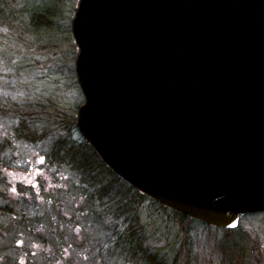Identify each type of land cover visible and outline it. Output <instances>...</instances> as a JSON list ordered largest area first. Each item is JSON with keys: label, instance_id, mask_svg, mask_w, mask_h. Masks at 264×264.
<instances>
[{"label": "water", "instance_id": "1", "mask_svg": "<svg viewBox=\"0 0 264 264\" xmlns=\"http://www.w3.org/2000/svg\"><path fill=\"white\" fill-rule=\"evenodd\" d=\"M77 130L130 186L225 230L264 213V0H79Z\"/></svg>", "mask_w": 264, "mask_h": 264}, {"label": "rangeland", "instance_id": "2", "mask_svg": "<svg viewBox=\"0 0 264 264\" xmlns=\"http://www.w3.org/2000/svg\"><path fill=\"white\" fill-rule=\"evenodd\" d=\"M35 1L26 0V4L33 5ZM48 3L51 6L54 5L58 12V25L69 27L79 0H48ZM18 25L19 23L17 25L14 23L15 30L5 26H1L2 29H0V155L5 157L0 162L2 163L0 171V204L2 206L0 207H12L8 200L10 196L8 198L3 196L4 193H8L6 191L8 189L19 195L20 201L25 203L26 213L31 212V209H34L33 203L37 204L41 201H34L37 198L29 186L33 185L35 180L29 177L28 172L31 168L37 171H49L54 176L49 182L63 187V193L66 195L61 196L60 190H53L55 204H59L58 206L52 204L45 210L48 216L54 219H61L63 215L69 218L74 216L71 219V230L67 231L69 234L108 232L101 223L99 226L96 225L97 221H92L93 213L99 214L100 222H107L108 214H111L113 210L129 217V212H126L131 206V201L127 199L129 189L118 183L116 177L99 167L98 163H96L98 169L93 171L92 177L83 176L66 165L71 160L78 162V165L83 162L82 145H77L76 153L67 156L68 162L61 166L60 164L52 165L48 160L49 150L56 136H51L41 145H32L29 141L17 139L16 131L19 127L17 124L21 122V119L34 117L35 112L39 111H36L38 104L42 103L43 108L48 107L45 111L49 110L52 113L53 122L59 124L65 121L66 124H71L70 118L77 117L78 107L83 102L77 87L75 61L78 48L75 46L73 37L65 33L63 28L51 31L47 29L46 31L51 32L50 34L39 32L38 36L30 37L29 43L25 44L23 43L24 35L19 33ZM36 101L38 104L34 103ZM33 105L35 109L32 108ZM74 129L70 133V141L81 142L82 136L76 127ZM4 164L7 165V170L3 168ZM57 175L64 178L62 182L58 181ZM90 180L91 187H86ZM43 182L46 184L45 181ZM44 183L41 182L45 185ZM65 187H68V190ZM114 188H118L121 194L118 198L111 199L110 192ZM105 191L109 196L104 195ZM70 192L74 195L82 193V197H93L92 202L85 203L82 197L75 200L73 196L72 198L69 196ZM13 193L11 194L15 196ZM44 197L45 200L48 195L45 194ZM137 198L142 204L137 211L138 215H141L139 218L145 223V231L151 235L150 241L153 240L154 245L164 249L166 263L173 264L175 257L180 253L179 264H264V215L247 216L241 220L234 233L226 234L219 229L204 228L201 223L194 220H186V223L182 224L175 214L160 210V206L151 199L148 200L140 194ZM138 199L132 200L138 202ZM84 203L87 204L86 209L82 206ZM41 206L45 207V204ZM134 206L130 207L131 211ZM80 208L83 210L80 212L81 219H77L75 215ZM3 218L6 219L5 222L11 221V218L1 215L0 219ZM74 224L76 227L73 226ZM3 230L0 231V249L2 250L0 262L2 264H50L52 262L53 259L49 254L32 255L33 241L28 236L32 235L29 230L27 238L19 239L11 234L4 237ZM78 239L80 237L69 238L66 244L69 255L76 253L73 259L81 255V247L76 243ZM81 263L90 264V261L84 262L82 259Z\"/></svg>", "mask_w": 264, "mask_h": 264}, {"label": "trees", "instance_id": "3", "mask_svg": "<svg viewBox=\"0 0 264 264\" xmlns=\"http://www.w3.org/2000/svg\"><path fill=\"white\" fill-rule=\"evenodd\" d=\"M57 18H58V12L55 10L54 5L51 6L50 3H48V0H36L33 5L30 4L27 5L26 0H0V29H2L1 26H5V27H9L11 30H15L14 23H16V25L17 23H19L17 28L19 33L24 35L23 43L25 44L29 43L28 39H30V37L38 36L39 32L41 34H46V33L50 34L51 32L46 31L47 29H50L49 31H51L52 29L56 30L59 28L60 29L63 28V31L65 33H68L72 38L73 35H72V28L70 23H69V27H65V26L60 27L58 25L59 22ZM22 28L24 30H22ZM25 44L23 46H25ZM77 87L84 102V96L82 94L78 82H77ZM34 103L38 104L37 101ZM47 104L49 105L48 101ZM33 107L35 109L34 105L32 106V108ZM43 107L44 105L42 103L38 104L36 111L38 110L39 111L35 112L34 117L30 116V119H21V122L17 124L19 125L16 131V134L18 136L17 139L19 138L24 139L26 141L31 142L32 145H41L46 143V141L50 139L51 136H56L57 138L56 140H54V143L52 144L49 150L48 160L52 165L60 164L61 166H63L65 162H68L67 156L76 153L77 145H82V147L84 148V152L81 155L83 162H81L78 165V162H74L73 160H71V162H68L66 165L70 166V168H72L73 170H77L83 176H87V177H92L93 171L97 170L98 166L106 169L116 177L118 183L122 184L123 186H126L129 189V192L127 193V199L131 201V206L135 205L134 208H132V211L130 210L131 206H129L128 208L129 210L126 211L129 212L130 215L129 217H125V214L113 210L111 214H108L109 217L107 222H100L99 214L97 212L93 213L94 216L92 221H97V224L101 223L104 227H108L109 224H112L111 226L114 228L113 230L119 231L121 233H143V232L148 233L145 231L146 229L145 223H143V220L139 218L141 215L139 216L138 215L139 212H137L142 205L140 200L137 198L138 194H140L143 197L146 196L140 193L139 191H137L136 189H134L133 187H131L130 185H128L122 179H120L102 161L100 156L95 152V150L90 146V144L86 140L82 139L81 142H77V143L70 141L69 138L70 133L72 130H75L74 128L76 127V118L75 119L74 117H72V119L70 118L71 124L70 123L66 124L65 121H61L58 124L52 121V117H53L52 113L49 110L45 111V109H47L48 107L47 108H43ZM0 154H1V150H0ZM0 157H1L0 162H2L5 157L3 155H0ZM96 163H98V166H96ZM73 164H75L76 166ZM1 165L2 163L0 164V171H1ZM3 168L7 170L8 167L7 165L4 164ZM91 180L90 183H87V185H85L86 187L88 186L91 187L92 185ZM6 191L8 193H4L3 196L4 198H8L10 196L8 200L10 201L9 204H11L12 207L11 206L0 207V216L1 215L7 216L8 218H11L12 222L11 221L5 222L6 219L4 218L0 219V231L5 229L3 230L4 237L11 234V236H13L14 238H18V239L24 237L27 238L26 236L28 235V230L31 232L30 234L38 233L37 231H34L33 224L35 223V221L37 222L39 220L46 219L48 217L45 210H43L41 206L37 205V211H39V213L37 212V214H35L33 209H31V212L26 213V209L24 207L25 203L20 201L19 195L10 192V190L8 189ZM105 192L104 195L107 196L108 192L107 191ZM11 193H13L15 196H13ZM119 194H121L119 189L114 188L112 195L111 196L108 195V196L111 197V199L118 198ZM146 198L149 200L148 197ZM92 199L93 197H89V196L84 197L85 200L84 202L85 203L92 202ZM132 199H138L139 201L138 202L133 201ZM36 200L37 199H34V201ZM152 202L159 205L160 210L162 209V210L170 211L171 213L175 214L182 224H185L186 220L192 221L191 219L177 212H174L153 200ZM85 203L82 204V206L83 208L86 209L87 204ZM0 206L2 205L0 204ZM86 212L88 211L86 210ZM203 226L204 228L210 230L214 229L213 227L207 225H203ZM41 228L42 230L40 232H42L43 234L54 233V231L49 232L45 228L43 227ZM221 231L226 234L227 233L229 234V233H234L236 230H221ZM39 241H43L45 246L43 247V250H41V252L38 253L37 256L47 255V251H49V248L46 246V244L55 243L56 240L54 239L48 240L42 238L39 239ZM1 251L2 250L0 249V252ZM1 256L2 255L0 253V258ZM175 261H173V264H179L180 263L179 257L178 258L175 257ZM40 263H42V261H40ZM0 264L2 263L0 262ZM164 264H168V263L164 262Z\"/></svg>", "mask_w": 264, "mask_h": 264}, {"label": "flooded vegetation", "instance_id": "4", "mask_svg": "<svg viewBox=\"0 0 264 264\" xmlns=\"http://www.w3.org/2000/svg\"><path fill=\"white\" fill-rule=\"evenodd\" d=\"M51 173L52 172L43 170L37 171V169L33 168H31L28 172L29 177L31 176L32 179L35 180L34 184L30 185L29 187L33 189L34 196L37 198V200L41 201L37 204L33 203V211L35 214H37V212L39 213V211H37V205L41 206V204H45V207H41L43 210H46L50 208L52 204H55L53 190H60L62 193H60L61 196L64 194L63 187L56 186V184L53 185L51 182H49V180L54 177L51 175ZM57 176L58 181L62 182L64 178L59 175ZM43 181H45L46 184ZM41 182L45 185L41 184ZM45 188H47V191H45ZM65 189L68 190V187H65ZM112 192L113 191L110 192V195ZM44 193L48 195L47 199L45 200ZM69 196L71 198L73 196L76 200L80 199L83 195H74L70 192ZM82 199L84 200V197H82ZM58 204L59 203H56L55 205L58 206ZM81 209L82 208H80V210H78L75 215L77 219H81ZM47 212L49 211L47 210ZM72 218H74V216L69 218L66 215H63L61 219H54L48 216L46 219H42L37 222L35 221L33 227L34 231H37L38 233L30 235L31 240L33 241L31 244L33 254H31L37 255V253L43 250L45 245L43 241H39V239L45 238L48 240H56L55 243L46 244V246L49 248L47 254L51 255V259H53L50 264H82V259L84 262L87 260L90 261V264H164L165 262L164 249L160 248L158 245H154L152 243L153 240L150 241L151 235L149 233H121L119 231L113 230L114 228L111 226L112 224H109L108 227H104L108 230V232L105 233L73 235L67 232L71 230ZM96 225L100 226V224ZM73 226L76 227L75 224ZM41 227L45 228L49 232L54 231V233L43 234L40 232L42 230ZM77 229H80V227H77ZM72 237H80L81 239L76 240L77 245L79 244V247H81V255H77L74 259L73 256L76 253L69 255L68 246H66L67 241ZM179 256L180 255H177L176 258Z\"/></svg>", "mask_w": 264, "mask_h": 264}]
</instances>
